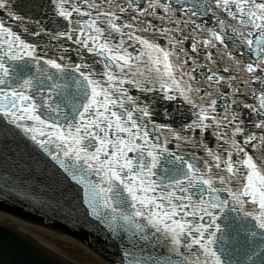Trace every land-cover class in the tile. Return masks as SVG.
I'll return each mask as SVG.
<instances>
[{"label": "snow or ice", "instance_id": "6c2138e0", "mask_svg": "<svg viewBox=\"0 0 264 264\" xmlns=\"http://www.w3.org/2000/svg\"><path fill=\"white\" fill-rule=\"evenodd\" d=\"M52 2L67 21V30L53 39H74L80 48L102 58L103 72L82 71L90 66L67 65L61 62L63 57L59 61L35 57V45L0 19V49H6L0 51V85H4L0 113L30 133L83 186V203L92 216L114 235L124 233L130 248L123 250L122 264H240L226 247L228 241H240L239 233L223 234L217 222L230 202L239 206L232 211L251 218L243 229L245 241L250 245L258 241L243 264L264 255V0H176L179 8L162 0ZM23 6L0 0V11L10 21L22 23L17 10ZM125 12L130 13L127 19L118 15ZM208 14L213 26L197 23L195 18ZM74 15L79 18L73 20ZM188 28L190 35H185ZM137 30L162 35L167 44L137 35ZM185 41H190V51L183 46ZM133 44L140 46L139 51H129ZM25 56L33 58L37 71L43 60L56 72L46 76L41 72L38 81L34 75L16 73L13 81L7 61H22ZM68 67L74 73L67 72ZM126 85L141 93L158 88L166 100L178 96L190 106L194 119L179 130L157 124L151 119L150 101L141 104ZM249 94L255 103L246 102ZM53 97L59 103L54 105ZM61 104L70 110L63 113V124L38 111L59 116ZM244 110L255 118L249 115L246 123L240 118ZM26 120L32 125L19 123ZM162 130L175 137L178 147L185 141L202 148L205 157L192 154L186 159L162 148ZM196 130L201 137L198 144L187 135ZM209 130L218 151L204 142ZM51 144L56 151L48 147ZM162 159L172 167L161 171ZM93 175L98 179H89ZM221 192L228 199H222ZM245 205L251 210L245 211Z\"/></svg>", "mask_w": 264, "mask_h": 264}, {"label": "water", "instance_id": "95a60500", "mask_svg": "<svg viewBox=\"0 0 264 264\" xmlns=\"http://www.w3.org/2000/svg\"><path fill=\"white\" fill-rule=\"evenodd\" d=\"M21 4L24 6L20 10L25 15L37 17L43 0H23ZM54 24L64 25L60 20ZM16 66L24 68L21 61H17ZM162 118L169 119L167 116ZM17 133L21 136L20 131L0 113V153L7 156H0V218L19 221L45 233L69 234L122 264L123 252L118 251L130 248L124 233H119L123 235V241L117 246L118 236L108 227V232L102 230L101 221L92 216L83 203L80 184L68 178V174L40 146L30 145V140ZM143 244L141 242L140 246ZM151 247L149 244L147 250L150 251ZM157 250L163 251V248L157 245ZM51 260L19 233L0 224V264H60Z\"/></svg>", "mask_w": 264, "mask_h": 264}, {"label": "bare ground", "instance_id": "6f19581e", "mask_svg": "<svg viewBox=\"0 0 264 264\" xmlns=\"http://www.w3.org/2000/svg\"><path fill=\"white\" fill-rule=\"evenodd\" d=\"M0 224L13 229L60 264H113L104 255L69 234L45 233L30 225L6 218H0Z\"/></svg>", "mask_w": 264, "mask_h": 264}]
</instances>
